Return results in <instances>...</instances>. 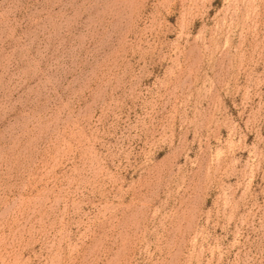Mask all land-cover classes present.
<instances>
[{
  "label": "rangeland",
  "instance_id": "1",
  "mask_svg": "<svg viewBox=\"0 0 264 264\" xmlns=\"http://www.w3.org/2000/svg\"><path fill=\"white\" fill-rule=\"evenodd\" d=\"M0 264H264V0H0Z\"/></svg>",
  "mask_w": 264,
  "mask_h": 264
}]
</instances>
